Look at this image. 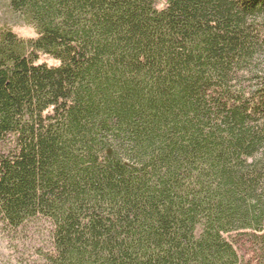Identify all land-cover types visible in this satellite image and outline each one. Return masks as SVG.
I'll return each instance as SVG.
<instances>
[{"label": "trees", "instance_id": "trees-1", "mask_svg": "<svg viewBox=\"0 0 264 264\" xmlns=\"http://www.w3.org/2000/svg\"><path fill=\"white\" fill-rule=\"evenodd\" d=\"M157 3L0 0L36 34L0 27V226L42 264H264V0Z\"/></svg>", "mask_w": 264, "mask_h": 264}, {"label": "rangeland", "instance_id": "rangeland-1", "mask_svg": "<svg viewBox=\"0 0 264 264\" xmlns=\"http://www.w3.org/2000/svg\"><path fill=\"white\" fill-rule=\"evenodd\" d=\"M3 25H8V28L22 39L36 36L33 27L21 20H9L0 13V27ZM39 57L38 64L54 67L59 65V62L50 56ZM49 245L48 225L43 221H33L19 234L12 236L8 233L3 234L0 226V264H42L40 253L47 250Z\"/></svg>", "mask_w": 264, "mask_h": 264}, {"label": "clouds", "instance_id": "clouds-1", "mask_svg": "<svg viewBox=\"0 0 264 264\" xmlns=\"http://www.w3.org/2000/svg\"><path fill=\"white\" fill-rule=\"evenodd\" d=\"M167 6V0H158V3L156 4V8L158 10H163Z\"/></svg>", "mask_w": 264, "mask_h": 264}]
</instances>
